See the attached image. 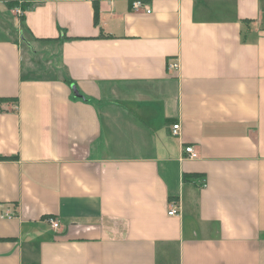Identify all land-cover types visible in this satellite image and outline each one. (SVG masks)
<instances>
[{
  "label": "crops",
  "instance_id": "1",
  "mask_svg": "<svg viewBox=\"0 0 264 264\" xmlns=\"http://www.w3.org/2000/svg\"><path fill=\"white\" fill-rule=\"evenodd\" d=\"M133 1L17 0L0 264H264V0Z\"/></svg>",
  "mask_w": 264,
  "mask_h": 264
},
{
  "label": "built area",
  "instance_id": "2",
  "mask_svg": "<svg viewBox=\"0 0 264 264\" xmlns=\"http://www.w3.org/2000/svg\"><path fill=\"white\" fill-rule=\"evenodd\" d=\"M132 8L135 11H140L142 10L143 12L149 13L151 11V8L149 7V5H147L146 3H144L141 0H135L132 2ZM17 11V15L20 16L23 14V10L21 8H16ZM167 66L169 69H173L176 70L178 69L179 63L177 59H171L168 61ZM180 128L179 123L173 124L171 127V132L172 134L176 135L178 133V130ZM184 152L187 153V155L190 158H196L198 156V153L196 151V149L194 148L193 145H186L184 146ZM179 210L178 204H176L174 201L170 203L169 205V210H168V214L169 215H173V214H177ZM48 223L51 225V227L55 230H58L60 228V223L53 218H48Z\"/></svg>",
  "mask_w": 264,
  "mask_h": 264
},
{
  "label": "rangeland",
  "instance_id": "3",
  "mask_svg": "<svg viewBox=\"0 0 264 264\" xmlns=\"http://www.w3.org/2000/svg\"><path fill=\"white\" fill-rule=\"evenodd\" d=\"M10 2H15L17 4L11 9L8 7ZM16 8H21L17 0H0V39H6L8 38L7 36H10L13 38V42L18 44L19 28L17 27V18H15V16H18ZM22 46L27 47L25 43H23Z\"/></svg>",
  "mask_w": 264,
  "mask_h": 264
},
{
  "label": "trees",
  "instance_id": "4",
  "mask_svg": "<svg viewBox=\"0 0 264 264\" xmlns=\"http://www.w3.org/2000/svg\"><path fill=\"white\" fill-rule=\"evenodd\" d=\"M16 4H17V3H15V2H10V3L8 4V7L12 9ZM25 7H26V4L21 5V9H22V10H24ZM21 17H22V15H20V18H21ZM7 100H9V98H7V97H0V103H1V102H5V101H7ZM6 158H7V157H5V156H0V160L6 159Z\"/></svg>",
  "mask_w": 264,
  "mask_h": 264
},
{
  "label": "water",
  "instance_id": "5",
  "mask_svg": "<svg viewBox=\"0 0 264 264\" xmlns=\"http://www.w3.org/2000/svg\"><path fill=\"white\" fill-rule=\"evenodd\" d=\"M72 89H73L74 94H75V95H78V91H77V89L75 88L74 85L72 86Z\"/></svg>",
  "mask_w": 264,
  "mask_h": 264
}]
</instances>
